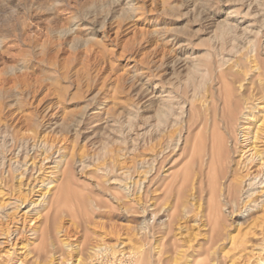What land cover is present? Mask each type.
I'll list each match as a JSON object with an SVG mask.
<instances>
[{
    "label": "rangeland",
    "instance_id": "374dc122",
    "mask_svg": "<svg viewBox=\"0 0 264 264\" xmlns=\"http://www.w3.org/2000/svg\"><path fill=\"white\" fill-rule=\"evenodd\" d=\"M255 65L264 70V0H0V177L26 151L61 147L40 175L43 204L35 192L11 210L24 192H0V242L5 227L15 240L10 256L0 244V264L71 258L63 242L77 249L70 263L264 264L257 208L203 193L201 223L185 202L204 122L225 83L257 89ZM146 188L156 214L143 212ZM213 216L231 233L218 249ZM187 238L201 249L188 253Z\"/></svg>",
    "mask_w": 264,
    "mask_h": 264
},
{
    "label": "bare ground",
    "instance_id": "6f19581e",
    "mask_svg": "<svg viewBox=\"0 0 264 264\" xmlns=\"http://www.w3.org/2000/svg\"><path fill=\"white\" fill-rule=\"evenodd\" d=\"M255 66L258 74L260 73L258 79L256 78L258 80L257 89L256 85H254L251 87L252 91L247 93L249 95L245 94V92L236 94L232 90V87L228 83H225L223 85L224 96L220 99L218 104L214 105L212 114H210L209 118L204 122V142L201 143L202 150L199 151L198 154V170L194 175L192 182L187 187V191L189 192L186 194L185 201L190 203L194 215L201 223H203V218L205 217L202 212V205H204V202L201 203L203 193L206 197L208 194L211 199H213L218 192L217 195L223 199L224 204L227 200H229V203H231L230 201H233L236 204L239 203L240 213H242L241 211L247 210V208H257L258 211L264 214V198L260 199L264 197V193H259V197L256 196L257 198L252 197L254 194L253 186L256 184L255 180L260 178L258 185L263 183L262 188H264V179H262L264 176V70L259 72L260 67L257 65ZM44 145L45 143L43 144V147ZM34 146L37 148L36 143L33 144V147ZM39 146L41 147V142ZM44 148L45 149L42 150L40 149L41 153L38 152L39 154L37 155L40 156L39 159L37 158L38 160L35 157L36 154L27 159L29 153L26 151L22 160H16L17 163L19 162V165L13 167L14 169L8 168L7 175H5V177H0V192H24L21 197H17L12 203H10L11 205L13 204L12 207H10L11 210L22 207V205L26 203L27 197L32 193L44 192L43 188L46 186L40 175L44 174L45 170L50 168L46 165L48 162H51L48 161L49 158H52V153L50 152L54 150L55 152H59L61 147H56L55 145L53 146L50 144L47 147L45 145ZM186 150V145H184L179 156L185 154ZM162 156L163 155H161V157ZM25 159H27V161H25ZM151 179L149 178L147 180V188L151 183ZM247 185L248 188H251L244 190ZM41 186L45 187H42L40 190L39 188ZM23 187L24 189L21 190ZM231 189H234V191H231ZM47 190L48 187L45 191L46 193ZM45 192L41 193V198L37 201L35 206H39L41 203L43 204L42 200L46 194ZM145 192H148L149 194L146 193L145 199L142 201L144 204L143 212L156 214L153 204V192L148 189L145 190ZM259 192L264 191L262 189ZM137 199L138 202L140 199L139 197ZM29 201L30 204L33 203L32 200ZM3 202L5 204V199L3 201L0 200V211ZM220 208V202L210 204L209 207L210 211L220 210ZM23 214H25V212ZM216 218L218 217H211V221H214V234L211 242L213 243L212 245L217 248L218 244L231 239V233L229 229L225 228L226 224L224 223L225 225H221L217 223ZM10 229V227L1 229V238L3 240L0 244H3L2 247L6 248L5 250L2 248V250H4L3 254L6 256L13 255L15 252V240L14 237H12L14 230ZM28 231L31 232L32 235L37 234V231L35 230L29 229ZM143 231L145 233L148 232L149 236L153 235V230L150 226H143ZM198 231H196L197 236L199 235ZM178 234V232L175 233V236H178ZM261 235V240H263L262 243H264V233ZM243 242H245V240H242V244ZM63 246L69 253H71V258L57 261L56 258L53 257L50 259L49 264H86L79 259H75V262L70 263L72 255L73 253H76L75 251L77 249L69 242H63ZM183 246H185L188 253L192 254L201 249V242L198 241L197 238H187L183 241ZM263 248L264 246L258 249L259 251H263ZM92 252L95 254H102L106 252V250L105 247H96ZM113 252L114 251H112V253ZM250 252L252 253V250ZM240 255L241 254L238 256ZM234 259L232 258L230 260V264L234 262Z\"/></svg>",
    "mask_w": 264,
    "mask_h": 264
}]
</instances>
